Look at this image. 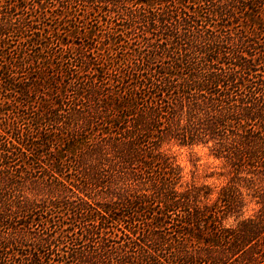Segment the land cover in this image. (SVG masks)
I'll use <instances>...</instances> for the list:
<instances>
[{"label":"trees","instance_id":"obj_1","mask_svg":"<svg viewBox=\"0 0 264 264\" xmlns=\"http://www.w3.org/2000/svg\"><path fill=\"white\" fill-rule=\"evenodd\" d=\"M0 264H264V0H0Z\"/></svg>","mask_w":264,"mask_h":264},{"label":"rangeland","instance_id":"obj_2","mask_svg":"<svg viewBox=\"0 0 264 264\" xmlns=\"http://www.w3.org/2000/svg\"><path fill=\"white\" fill-rule=\"evenodd\" d=\"M170 154L174 156L176 163L182 168L184 179H193L196 183L208 184L213 192L211 198H214L215 192L224 183L223 178H206L208 173L220 172V162L207 155V150L200 147L189 149L172 148ZM232 221L229 219L226 224Z\"/></svg>","mask_w":264,"mask_h":264}]
</instances>
